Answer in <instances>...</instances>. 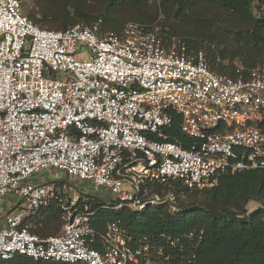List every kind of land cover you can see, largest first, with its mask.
Segmentation results:
<instances>
[{"label":"built area","instance_id":"2783aa9c","mask_svg":"<svg viewBox=\"0 0 264 264\" xmlns=\"http://www.w3.org/2000/svg\"><path fill=\"white\" fill-rule=\"evenodd\" d=\"M26 1L0 0V257L170 261L162 241L134 244L120 220L99 230L91 219L100 208L177 214L223 174L264 169V65L230 67L136 21L121 33L102 19L43 28ZM177 123L188 147L168 134ZM48 170L66 179L42 178ZM48 208L64 223L40 236L31 219Z\"/></svg>","mask_w":264,"mask_h":264},{"label":"trees","instance_id":"16d2710c","mask_svg":"<svg viewBox=\"0 0 264 264\" xmlns=\"http://www.w3.org/2000/svg\"><path fill=\"white\" fill-rule=\"evenodd\" d=\"M34 1L36 9H30L28 17L43 28L62 30L77 23L90 25L102 19L104 32L121 33L129 21L154 25L163 13L164 27L171 18L193 27V32L186 33L185 38L190 48L198 49L205 40H216L217 33L233 32L238 41L236 54H243L245 65H259L258 58L264 63V0ZM184 32L173 30L178 34ZM168 134L187 147L191 143L190 138L180 132L178 123ZM187 199L177 214L166 207L144 211L100 208L91 223L105 230L109 221L120 220L133 236L134 244L145 236L152 242L162 241L170 261L153 260L164 264H264V169L223 174L215 187L189 192ZM251 201L259 205L249 212ZM31 222L33 232L48 236L58 233L64 220L58 210L48 208ZM190 232H194V238L185 236ZM161 234L181 237L184 250H180V246H168ZM0 264L61 263L16 254L9 259L0 257Z\"/></svg>","mask_w":264,"mask_h":264},{"label":"rangeland","instance_id":"374dc122","mask_svg":"<svg viewBox=\"0 0 264 264\" xmlns=\"http://www.w3.org/2000/svg\"><path fill=\"white\" fill-rule=\"evenodd\" d=\"M30 9H36L34 0H27L25 3L24 13L27 16L29 14ZM255 12L257 13V10H255ZM164 20H166L165 15L163 13H160L156 23H154V26L158 27L161 30V32L165 34V36L167 37L176 36V37H180L185 40L186 36L188 35L186 33L190 34L191 32H193V27L191 25L180 23L179 20L174 19V18H171L169 20V24L167 25V27H164L163 26ZM175 28L180 29L185 32L181 34L173 33V30ZM163 30H166V31H163ZM168 30H171L172 33H167ZM190 38L191 40H194L193 36H191ZM237 48H238V41L237 40L235 41V35L233 34V32L229 33L225 31L220 34L217 33L216 40H213V41L205 40V42H203L198 49H203L210 58H213L212 56H214L215 58H221L223 62H225L226 64H229V66L231 67V66H234V64L236 63H243L245 65L244 60H243V54L242 55L236 54ZM192 49H196V48H192ZM258 62H259V65H264V63L259 58H258ZM53 171L48 170V171L42 172L41 174L42 178L48 179L50 177H56L60 179H63V178L66 179V176L64 175L63 172L58 171V170H56L55 172ZM52 172H53V175H52ZM36 181H39L37 177H36ZM76 184L79 185L80 182H76ZM88 191H91V190L88 189ZM108 196H110V198L116 197L114 194H110L109 192H108ZM258 205L259 203H257L256 201H251L248 205L249 212L257 208ZM148 264H164V263L155 261V260H150Z\"/></svg>","mask_w":264,"mask_h":264},{"label":"crops","instance_id":"0c3cea01","mask_svg":"<svg viewBox=\"0 0 264 264\" xmlns=\"http://www.w3.org/2000/svg\"><path fill=\"white\" fill-rule=\"evenodd\" d=\"M53 171V170H52ZM53 172H55V171H53ZM53 172H52V175H53ZM65 175V174H64ZM66 176V175H65ZM35 180H36V178H34ZM79 182V181H78ZM82 183H80L79 185H81ZM83 185V184H82Z\"/></svg>","mask_w":264,"mask_h":264}]
</instances>
